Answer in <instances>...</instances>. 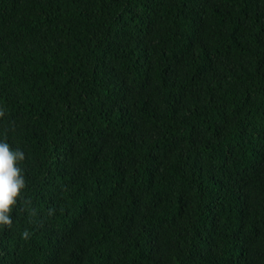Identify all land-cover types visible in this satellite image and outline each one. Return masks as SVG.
I'll return each mask as SVG.
<instances>
[{
	"label": "trees",
	"instance_id": "trees-1",
	"mask_svg": "<svg viewBox=\"0 0 264 264\" xmlns=\"http://www.w3.org/2000/svg\"><path fill=\"white\" fill-rule=\"evenodd\" d=\"M0 140V264H264V0H0Z\"/></svg>",
	"mask_w": 264,
	"mask_h": 264
},
{
	"label": "clouds",
	"instance_id": "clouds-1",
	"mask_svg": "<svg viewBox=\"0 0 264 264\" xmlns=\"http://www.w3.org/2000/svg\"><path fill=\"white\" fill-rule=\"evenodd\" d=\"M24 158L23 150L12 149L0 140V227H10L13 223V209L26 183L20 167ZM28 235L27 230L22 233L24 238Z\"/></svg>",
	"mask_w": 264,
	"mask_h": 264
}]
</instances>
